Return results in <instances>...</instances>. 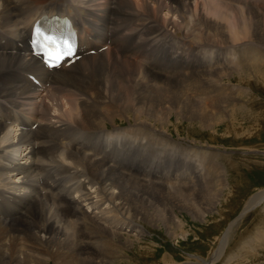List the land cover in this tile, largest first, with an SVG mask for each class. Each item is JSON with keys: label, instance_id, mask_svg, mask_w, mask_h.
I'll use <instances>...</instances> for the list:
<instances>
[{"label": "bare ground", "instance_id": "obj_1", "mask_svg": "<svg viewBox=\"0 0 264 264\" xmlns=\"http://www.w3.org/2000/svg\"><path fill=\"white\" fill-rule=\"evenodd\" d=\"M8 1L0 0V198L8 201L0 210L7 219L0 221V264L114 262L135 243L130 232H146L144 222L174 234V208L202 220L223 212L228 172L201 146L177 149L165 161L175 180L183 169L184 183L168 171L161 180L139 176H157L159 170L144 166L153 163L155 144L179 141L172 119L215 132L223 126L236 136L237 128L248 132L234 117L249 107L253 85H264V0ZM223 8L240 21L246 14L244 31L230 25ZM56 11L71 14L81 29V57L48 69L29 41L36 18ZM169 32L186 46L185 55L162 53L157 41ZM121 120L130 127L119 128ZM109 130L143 137L134 147L112 142ZM163 153L165 159L169 150ZM46 172L41 186L38 176ZM212 183L218 187L208 191ZM262 203L264 188L248 198L242 215ZM235 222L212 260L201 264L221 258ZM256 236L262 240L264 232Z\"/></svg>", "mask_w": 264, "mask_h": 264}, {"label": "rangeland", "instance_id": "obj_2", "mask_svg": "<svg viewBox=\"0 0 264 264\" xmlns=\"http://www.w3.org/2000/svg\"><path fill=\"white\" fill-rule=\"evenodd\" d=\"M259 4L262 5V2L260 1ZM8 6L11 8V4L9 3V1ZM239 7L244 8L243 5H240ZM257 9L260 8L257 6ZM223 10H226L225 13H229V15H227L229 16L230 21H228L230 25H233V27H235L234 29L241 27V29L239 30L244 31V18L246 14L242 12L243 19L240 21L237 16H235V12H232L231 10H229V8H223L222 11ZM230 18L234 19L231 20ZM196 24L198 25V23H196V21L193 19V21H191V25ZM167 36L168 35H165L157 42H160L162 40L163 42H166L174 47L181 45V43L177 44L175 43V41L169 40V36L168 38H166ZM242 36L243 35H241V38ZM234 37L235 35L233 36V38ZM164 38L166 39V41ZM245 40L246 38L244 39V41ZM244 41L238 42L236 45L238 46ZM187 50L188 49H185L184 52L178 55H185L188 52ZM253 86V101L251 100L249 102V107L247 108V110L241 113L237 112L235 115L236 117H234L236 122L238 121L235 124H243L245 128L249 129L243 130H246L248 132L243 133L241 129L237 128L238 130L236 132L239 135L236 136L235 134H233V132L230 133L225 131L226 128L223 126L218 127L217 132H215L212 131V129H201L199 123L197 122H183L181 124H178L176 119H172V122L169 123L170 131L172 132L171 134L173 138L179 141L175 144H171L166 141L164 143V146L155 144V150L153 148V154H151L150 159V161H153V163L144 164V166L153 171L159 170L157 176H152L149 174H141L139 176L147 179L150 178L152 180H161V178L164 177L165 172L168 171V178L172 180V178L174 177L172 169L165 163V161H167V158H170L173 155L171 152L176 151L180 148L182 149V151L193 152V150L190 149V145L196 144V146H201L203 147V149H201L202 151L205 150V152L208 153L213 152L211 154L216 156V160L218 161V163L220 165H223L224 167L226 166L225 169L228 172L227 178L230 181L231 189L224 191V194L227 192L228 196L223 200V212H220L218 214H206L207 216L202 220L193 217L192 213L187 210L183 211L180 208H174V212L178 217L176 218V220L179 221L177 225L173 226L174 234L168 233V229L163 225L159 224L157 226H152L144 222L143 226L146 229V232L144 234H140L138 236V233L136 231H132L129 233L130 235H132L133 239L137 238V241L135 240V243H132L131 247L126 248L123 251V253L121 254L123 258L122 260H114V262L113 260H96L95 263L182 264L186 262H192L195 264H201L204 263V261L209 262L212 260L215 251L220 248L221 238L223 237L224 233L227 231L230 224L236 221L230 230L229 237L226 243L227 247L224 250V254L221 255V258L213 264H264V238L262 240H259L257 236L255 237L257 230H259L261 233L264 232V203L258 205L254 209H251L250 211L242 215L248 198L256 193L259 189L264 188V85L255 84ZM250 104L252 109L250 108ZM252 110L254 112H252ZM248 111L249 114H247ZM253 114H255L256 116ZM118 124L122 125L119 126V128L121 129H127L128 127H130V123L127 120L118 121ZM257 124H259V127H257L254 131L250 130L256 127ZM109 133L111 134L110 136L116 137L117 141H115L113 137L110 138L112 142L119 143L118 140L126 141L127 143L132 144V146L134 147L139 146V141L141 143L140 137H143H136L135 135L129 136L127 134L123 135V133H120L119 135V133H112V131L110 130ZM226 133H228L229 135ZM133 137L136 138L134 139ZM182 143L183 146H181ZM145 145L146 146L144 147L147 150V146L150 145L147 141ZM185 145L186 147H188L186 148ZM171 147H173L174 149ZM168 150L169 153L167 154V157L163 159V152ZM20 151L23 154L24 151ZM18 155L19 152H17L16 156ZM189 156L191 157V159H193V162H196L191 155ZM128 166L129 167H125L127 168V171L132 167L131 165ZM176 169L177 168H175L174 171ZM38 172L41 171L38 170ZM34 173L35 177L37 172ZM135 175L138 176L139 174ZM15 176L16 174L14 175V177ZM18 178L19 176L17 177V179ZM176 178V180L175 178H173L175 182H177V180H180L179 182L184 183L187 180L186 176H184L183 169H181L180 174L177 175ZM215 178L216 176L213 175L212 182L216 180ZM210 185L212 186L208 187V191H210L211 189L214 190L218 187L215 186V183H212ZM185 193L187 197V191H185ZM207 194L210 195V193ZM7 203V200H1L0 198V210L4 211L7 208ZM15 204H19L18 200H15L14 203V211L16 215L15 219L18 220L20 217L21 207L20 204L18 206H15ZM172 205L173 204H166V206L168 207L166 208L171 209V207H173ZM160 209L163 210L164 205ZM0 221H7V219H0ZM48 264L53 263L49 261Z\"/></svg>", "mask_w": 264, "mask_h": 264}, {"label": "snow or ice", "instance_id": "obj_3", "mask_svg": "<svg viewBox=\"0 0 264 264\" xmlns=\"http://www.w3.org/2000/svg\"><path fill=\"white\" fill-rule=\"evenodd\" d=\"M36 35L37 45L48 53L50 63H58L63 57L72 55L71 45L61 37L45 35L39 28L36 29Z\"/></svg>", "mask_w": 264, "mask_h": 264}]
</instances>
